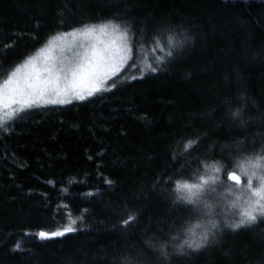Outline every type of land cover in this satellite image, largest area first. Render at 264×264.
Listing matches in <instances>:
<instances>
[{"label": "trees", "instance_id": "trees-1", "mask_svg": "<svg viewBox=\"0 0 264 264\" xmlns=\"http://www.w3.org/2000/svg\"><path fill=\"white\" fill-rule=\"evenodd\" d=\"M107 20L138 41L108 90L31 108L0 128V264H119L125 255L162 264L146 241L166 243L187 216L168 178L198 182L212 174L202 162L219 161L217 193H228L234 162L264 149V0H0V83L57 33ZM163 28L183 36L161 33L153 44ZM185 36L168 57V40ZM226 97L243 108V124L228 116ZM219 209L224 216L209 219L238 220L243 208ZM129 211L138 219L125 227ZM203 223L192 218L183 228L199 233ZM66 225L78 231L34 235ZM180 240L168 244L171 264H264V222L224 229L190 257L175 254Z\"/></svg>", "mask_w": 264, "mask_h": 264}, {"label": "snow or ice", "instance_id": "snow-or-ice-1", "mask_svg": "<svg viewBox=\"0 0 264 264\" xmlns=\"http://www.w3.org/2000/svg\"><path fill=\"white\" fill-rule=\"evenodd\" d=\"M173 32L183 36V33L178 32L177 29L163 28L152 37V43L161 42V33H167L169 37H172ZM68 36H78L84 42L78 43L77 46L83 48V52L78 53L74 60L69 63L52 65L48 62V57L42 55L46 51L42 48L40 49L41 55L29 56L23 64L17 66L8 75L7 79L0 83V109H11L8 113L9 119L22 118L20 114L34 106H39L41 102L65 104L71 103L73 99L83 101L97 92L107 91L108 89L102 85L116 75L118 69L132 58L133 49L138 42L135 39V33L127 25L107 20L99 24L82 23L69 32L57 33L48 43L51 44L53 40H63ZM100 37H109V39L101 40ZM187 39L185 36L181 41L176 42L170 38L167 43L169 47L167 56L172 57L173 49H181ZM38 60H42L45 66L39 67ZM146 69L155 73L159 69V64L157 66L149 64ZM144 70L138 69L141 72ZM239 99L243 103L244 98ZM231 103L232 101L226 97L224 105L228 108V116L233 121H240L243 124V108L232 109ZM0 128L7 130L4 117H0ZM198 146L199 138L190 139L184 144V151L190 153ZM202 164L206 169H210L212 174L199 176L198 182L173 181L171 177L168 178V182L174 185L173 204L187 213V216L182 220L177 234L171 236L166 243L156 246L146 241L148 247L162 258V264H171L173 253L167 251V247L168 244L180 240L181 234H184V238L179 244H173L174 252L179 256L190 257L192 254L200 253L210 244L218 242V237L223 236L224 229H230L236 233L238 230L248 229L264 222V149L252 156L235 161L233 170L227 172V179L231 182L229 192H239L237 199H241L245 194L247 197L244 201L246 207L239 212L240 218L231 222L209 219L213 215L214 194L220 188L217 182L218 177L215 174L223 173L224 165L219 161L212 165L206 162ZM237 168L239 173L236 171ZM106 182L111 184V181ZM83 211L86 212L87 209ZM192 218L204 221L203 224L197 225L202 229L199 233L192 228H183V224ZM137 219L134 211H129L126 218L121 219V224L127 227ZM71 223L75 224L76 221L72 220ZM172 227L175 225L170 226V232ZM76 231H78L77 228L66 225L63 229L50 232L40 230L34 235L44 241L64 237L66 233ZM20 248V244L17 243L13 251L20 250ZM119 264H143V261L140 255H125L119 260Z\"/></svg>", "mask_w": 264, "mask_h": 264}, {"label": "rangeland", "instance_id": "rangeland-1", "mask_svg": "<svg viewBox=\"0 0 264 264\" xmlns=\"http://www.w3.org/2000/svg\"><path fill=\"white\" fill-rule=\"evenodd\" d=\"M101 40H107L109 39V37H100ZM78 43H84L80 37H72V36H68L65 37L63 40H53L51 44H49L48 42L45 43V45H43L40 49L44 48L46 49L45 53H43L42 55L47 56L48 57V62L52 65H56V64H61V63H69L72 60L75 59V57L77 56L78 53H82L83 52V48L78 47ZM40 49L36 52L35 55L32 56H38L41 55L40 54ZM131 59H129L127 61V63H125L121 68L118 69L117 73L118 74L120 72V70L122 68H124L130 61ZM37 64L39 67H44V62L42 60H38ZM24 71V70H22ZM116 75L112 76L110 79H108L104 85H102V87H107L109 82L113 79V77H115ZM7 79V78H6ZM3 82V81H2ZM1 82V83H2ZM97 92L95 93L93 96L91 97H87L85 100L81 101V100H76L73 99L71 101L72 102H84L92 97H94L95 95L101 93ZM69 103H65V104H45L43 102L40 103L39 106H34L32 108H36V107H45V106H51V105H66ZM15 107V106H13ZM11 112V109H0V117H4L5 122H9L13 119H9L8 118V113ZM239 173V171H237ZM240 195L239 192L234 191V193L229 192L228 193L224 190L221 191L217 194L214 195V205L212 208V218L216 217L219 218V212L222 211V209L219 208H226L227 204H231V203H235L238 206H241L242 208L246 207L245 204V199L246 194L244 196L241 197V199H237V196ZM225 211L220 212V215L224 216L223 213ZM221 216V217H222Z\"/></svg>", "mask_w": 264, "mask_h": 264}, {"label": "water", "instance_id": "water-1", "mask_svg": "<svg viewBox=\"0 0 264 264\" xmlns=\"http://www.w3.org/2000/svg\"><path fill=\"white\" fill-rule=\"evenodd\" d=\"M228 180V179H227ZM229 182V181H228Z\"/></svg>", "mask_w": 264, "mask_h": 264}]
</instances>
